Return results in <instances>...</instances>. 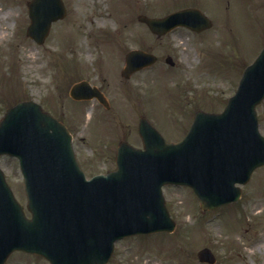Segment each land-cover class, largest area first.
I'll return each mask as SVG.
<instances>
[{"label":"rangeland","instance_id":"374dc122","mask_svg":"<svg viewBox=\"0 0 264 264\" xmlns=\"http://www.w3.org/2000/svg\"><path fill=\"white\" fill-rule=\"evenodd\" d=\"M25 2L0 0V25L6 28L0 34V116L21 98L59 115L73 135L77 161L87 176L114 167L119 139L140 144V114L174 139L183 135L197 108L221 109L244 65L264 42V0H63L66 14L52 23L42 44L25 35ZM186 6L201 9L211 27L196 32L177 26L156 37L137 20L140 13L162 16ZM134 47L151 50L158 61L123 79L115 74L124 52ZM167 54L174 66L164 62ZM80 79L104 90L111 100L108 110L94 99L69 96L70 85ZM257 112L264 134V102ZM0 164L15 197L25 205L17 160L3 156ZM241 189L236 202L202 211L189 187L164 186L174 231L118 240L107 264H207L196 257L203 246L212 249L214 264H264V204L256 203L264 200V168ZM11 256L5 264H49L38 255L15 251Z\"/></svg>","mask_w":264,"mask_h":264},{"label":"water","instance_id":"95a60500","mask_svg":"<svg viewBox=\"0 0 264 264\" xmlns=\"http://www.w3.org/2000/svg\"><path fill=\"white\" fill-rule=\"evenodd\" d=\"M28 5L27 34L41 42L51 20L61 17L64 8L61 0H32ZM139 19L158 35L175 25L199 30L210 24L191 7ZM154 60L151 53L131 50L123 72L127 75ZM71 94L91 95L77 87ZM263 96L264 46L245 67L221 112L196 111L179 142L165 141L142 117L144 147L122 141L117 168L90 179L78 167L70 134L61 122L31 100L9 107L0 120V154L19 159L31 218L0 170V264L14 249L39 253L50 264H105L116 239L173 229L161 192L164 183L189 185L202 209L237 199L240 190L235 183L245 182L255 167L264 164V137L255 113ZM197 254L200 260H214L208 248Z\"/></svg>","mask_w":264,"mask_h":264},{"label":"bare ground","instance_id":"6f19581e","mask_svg":"<svg viewBox=\"0 0 264 264\" xmlns=\"http://www.w3.org/2000/svg\"><path fill=\"white\" fill-rule=\"evenodd\" d=\"M79 1H83V0H79ZM1 14V13H0ZM7 14H5V13H3L2 14V17H4V16H6ZM79 15H80V12H79V10H77V13H76V17H79ZM106 19H104V23H106ZM99 22V21H98ZM6 30V28H5V26L3 27V25H0V34H2L1 32H2V30ZM0 39H1V35H0ZM22 47H23V45H22ZM188 55V54H187ZM256 203L258 204V205H260V206H262L263 204H264V200L263 199H260V200H257L256 201ZM263 243H264V241H263Z\"/></svg>","mask_w":264,"mask_h":264}]
</instances>
